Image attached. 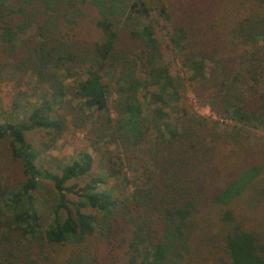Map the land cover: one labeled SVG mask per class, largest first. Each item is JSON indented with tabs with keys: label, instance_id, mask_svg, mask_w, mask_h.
Instances as JSON below:
<instances>
[{
	"label": "trees",
	"instance_id": "16d2710c",
	"mask_svg": "<svg viewBox=\"0 0 264 264\" xmlns=\"http://www.w3.org/2000/svg\"><path fill=\"white\" fill-rule=\"evenodd\" d=\"M261 2L0 0V79L4 67L32 71L40 87L23 113L0 112V264H264V230L247 228L240 213L264 205V143L248 134L264 125L253 76L258 69L264 77V17L248 12ZM155 16L188 78L214 89L222 112L209 104L225 128L186 111L171 119L166 107L177 90ZM233 46L242 49L226 56ZM206 58L214 65L208 74ZM68 115L87 124L93 150L104 147V174L93 172L87 150L44 166L43 150ZM32 131L50 138L38 145ZM135 158L139 183L118 197L107 178ZM43 181L56 197L41 207ZM208 211L218 215L214 231H196V217Z\"/></svg>",
	"mask_w": 264,
	"mask_h": 264
},
{
	"label": "rangeland",
	"instance_id": "374dc122",
	"mask_svg": "<svg viewBox=\"0 0 264 264\" xmlns=\"http://www.w3.org/2000/svg\"><path fill=\"white\" fill-rule=\"evenodd\" d=\"M255 7V8H253ZM244 11V10H243ZM242 11V12H243ZM257 12L256 18H260L259 15L264 17V2L258 5H252L249 8L248 12ZM241 12V13H242ZM231 14V10L227 12ZM244 13V12H243ZM154 16V14H153ZM158 20V25L156 28V35L159 38L164 54V60L169 68L171 75L174 78L175 87L177 90L176 98L171 101L170 107H166L168 113H170V117L172 120L176 119L179 112H185L187 114L196 113L201 115L207 120V123H212V121H217L220 128H225L227 124L226 118L222 115L217 114L209 101L212 100L216 104V108L221 111V106L219 105L218 99L214 98L212 92L214 89L207 85H202L197 81H192L188 78L189 72L182 64V53H178L176 51L171 50V48L167 45V37L165 35L166 29L164 28V22L160 20V18L156 17ZM89 17L85 18L82 21V25L85 24L84 31L86 32V36L90 37L92 28L91 24L88 21ZM198 38V35H196ZM215 40V39H213ZM258 44L260 45L263 42V37H258ZM202 45H200L201 47ZM226 56L231 54H237L241 51L242 48L237 46H233L228 48ZM246 53L248 54V50L250 54H252V47L245 46ZM255 48L253 49V51ZM242 53V52H241ZM249 54V55H250ZM205 72L206 74L210 73L214 69L213 61L210 59H205ZM0 63L4 65V57H0ZM6 65V64H5ZM2 77L0 79V112L2 115H12L18 112L23 113V109L27 108L29 105L38 102L37 88L40 89L39 84L36 83V76L32 71H28L26 73H18L14 70H11L9 67H4ZM83 76V75H82ZM256 79V87L260 90L261 93H264V77L259 73L258 69H256L255 74L253 75ZM71 85L75 84V79L67 80ZM69 99H72L71 96H67ZM76 97V96H75ZM112 99H114V95L111 94L109 97V105L110 109L112 108ZM73 102L78 101L77 98L72 100ZM15 103L16 105H13ZM59 112L64 113L65 108H59ZM222 112V111H221ZM88 126L86 123H75L70 115L66 116V124L64 130L61 132L60 136L56 139L54 144L43 150L42 153V162L44 166L48 165V160L53 157L57 159L59 162H67L72 157L76 156V154L81 150H87L93 156V172L103 173L105 163V153L104 147H99L98 150H93L89 146V142L86 140V131H88ZM249 135L251 141L264 143V125L257 126L256 128L248 127ZM28 139L36 144H40L41 141L47 140L50 136L45 135L43 131H32L27 134ZM6 146L4 142H0V151L2 147ZM114 145H111L113 148ZM114 149V148H113ZM1 155V153H0ZM258 160L260 163L264 164V148L258 151ZM124 169L114 177H108V183L111 186L117 187L118 191L116 194L118 197L126 196L133 188L134 183L137 182V176L141 177V168L140 164H138L136 158L134 162L130 164H125ZM135 180H137L135 182ZM37 195H40V206L46 205L52 200L55 199L56 194L52 189L51 184L48 181H43L40 184L39 190L36 192ZM45 211V209H42ZM248 217L244 213V211H240V213L245 218V226L247 228L259 231L264 230V205L259 206L258 208L247 211ZM197 224L200 225L197 227L196 231H198L199 227H202L206 224L209 225L211 231H214V224L217 223L218 215L217 212H205L201 216H197ZM194 246L196 247V240L192 241ZM192 246V247H194ZM61 249L62 254H66L70 247L63 246ZM96 253L89 254V257H94ZM207 260H211L208 259ZM108 264H115L110 260L107 261Z\"/></svg>",
	"mask_w": 264,
	"mask_h": 264
}]
</instances>
